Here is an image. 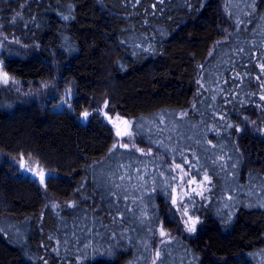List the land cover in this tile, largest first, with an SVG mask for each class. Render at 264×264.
Masks as SVG:
<instances>
[{"label":"trees","instance_id":"16d2710c","mask_svg":"<svg viewBox=\"0 0 264 264\" xmlns=\"http://www.w3.org/2000/svg\"><path fill=\"white\" fill-rule=\"evenodd\" d=\"M100 1L0 0L3 69L74 86L53 110L0 85V151L52 173L0 162V264H151L160 227L154 264H264V0Z\"/></svg>","mask_w":264,"mask_h":264},{"label":"rangeland","instance_id":"374dc122","mask_svg":"<svg viewBox=\"0 0 264 264\" xmlns=\"http://www.w3.org/2000/svg\"><path fill=\"white\" fill-rule=\"evenodd\" d=\"M12 23H14V20L12 17H10L8 26ZM3 28L4 27L0 23V85L2 86L3 90L13 98L18 97L31 99L42 104L43 106L48 105L53 110L71 109V100L74 96V86L72 83H69L65 80L64 82L59 83L58 77L51 80L21 81L12 77L3 69L4 59L2 53L4 49L7 46L13 44L20 45L21 43L19 38L13 37L11 33H6ZM5 74H7L8 83L3 82V77ZM85 112H88L89 115L92 113H98L100 117L112 127L115 137L114 146L136 151H143V148L138 145L134 137L131 135L129 123L126 119L120 117L116 113L109 111L107 108L102 106L101 103L97 104L92 110ZM105 116H107V119H105ZM118 133H121V135H118ZM3 161H9L14 167H16V170H18L20 174L34 180L35 183L41 185L42 188L44 187L47 178H49V176L52 174L41 167L38 162L32 158L25 159L23 156L12 158L0 151V162ZM32 172H34V175H32ZM42 175L44 176L43 182H41ZM191 184L192 186H190ZM195 185L196 187H199L200 183H194L193 180L184 182L183 177H181L180 182L174 188L172 195V205L175 207L178 215V231H186L190 233L195 231H189L188 229L192 226L193 222H195L196 227L198 220L190 216L185 207H183L181 204L182 194L188 190L190 191L193 188H196L194 187ZM47 200L48 199H46V201ZM173 201H175V203ZM162 232L164 235H161ZM173 232L174 231L162 227L158 229L157 244L155 246L153 261L151 264H154V260L157 258L159 245L168 240Z\"/></svg>","mask_w":264,"mask_h":264},{"label":"snow or ice","instance_id":"6c2138e0","mask_svg":"<svg viewBox=\"0 0 264 264\" xmlns=\"http://www.w3.org/2000/svg\"><path fill=\"white\" fill-rule=\"evenodd\" d=\"M3 82H4V83H8V77H7V74L4 75V77H3ZM262 99H264V97H262ZM88 115H89L88 112H84V113H83V116H84L85 118H86ZM118 135H121V133H118ZM114 147H115V146H114ZM22 167H23V164H22ZM206 179H207V177H206ZM43 180H44V176L42 175V176H41V182H43ZM173 202L175 203V201H173ZM188 230H189V231H194V230H195V222L192 223V226L189 227ZM161 235H164V233L162 232ZM157 255H159V253H157Z\"/></svg>","mask_w":264,"mask_h":264},{"label":"water","instance_id":"95a60500","mask_svg":"<svg viewBox=\"0 0 264 264\" xmlns=\"http://www.w3.org/2000/svg\"><path fill=\"white\" fill-rule=\"evenodd\" d=\"M1 65V64H0ZM105 119H107V116H105ZM32 175H34V172H32Z\"/></svg>","mask_w":264,"mask_h":264}]
</instances>
